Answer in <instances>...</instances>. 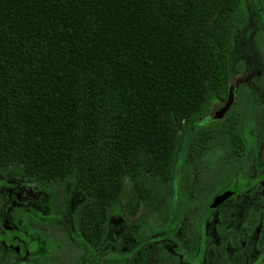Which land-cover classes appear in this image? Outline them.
Masks as SVG:
<instances>
[{
	"label": "trees",
	"instance_id": "obj_1",
	"mask_svg": "<svg viewBox=\"0 0 264 264\" xmlns=\"http://www.w3.org/2000/svg\"><path fill=\"white\" fill-rule=\"evenodd\" d=\"M234 9L0 0V169L73 185L93 225L114 207L159 210L181 144L198 160L230 137L200 121L228 87Z\"/></svg>",
	"mask_w": 264,
	"mask_h": 264
},
{
	"label": "flooded vegetation",
	"instance_id": "obj_2",
	"mask_svg": "<svg viewBox=\"0 0 264 264\" xmlns=\"http://www.w3.org/2000/svg\"><path fill=\"white\" fill-rule=\"evenodd\" d=\"M232 1L228 87L203 117L230 92L212 122L230 137L201 159L186 153L160 209L132 225L113 209L88 223L80 192L44 203L39 184L0 169V264H264V0Z\"/></svg>",
	"mask_w": 264,
	"mask_h": 264
},
{
	"label": "rangeland",
	"instance_id": "obj_3",
	"mask_svg": "<svg viewBox=\"0 0 264 264\" xmlns=\"http://www.w3.org/2000/svg\"><path fill=\"white\" fill-rule=\"evenodd\" d=\"M184 134V133H183ZM183 139H186V135H183ZM186 155V148H185V143L183 142L179 148V152H178V157H179V163H180V167L182 168V166L184 165V158ZM212 161H208V165L211 166ZM208 166V167H210ZM70 189L73 191H75L76 194L79 193V191L75 188L73 189V185H70ZM40 200L43 201L44 203L48 202H52V201H56V199L59 196L58 191H60L63 195H67L69 189L67 188V186H65L63 189H59V188H55L54 185L52 187H45L40 185ZM152 216H154L153 210L152 208H139L134 214H131L129 212H126V210L124 209V206L122 207H114L113 211H112V215L111 217L115 220H119L120 218H125L130 225H132L134 222H137L138 220H142L143 222L149 218H151Z\"/></svg>",
	"mask_w": 264,
	"mask_h": 264
},
{
	"label": "water",
	"instance_id": "obj_4",
	"mask_svg": "<svg viewBox=\"0 0 264 264\" xmlns=\"http://www.w3.org/2000/svg\"><path fill=\"white\" fill-rule=\"evenodd\" d=\"M231 101H232V96H231V93L229 92L228 99H227V102L224 105V107L217 110L213 115L206 117L203 120H201L200 124L207 125V124H211L215 120L221 119L223 117V115L227 112V110L229 109V107L231 105Z\"/></svg>",
	"mask_w": 264,
	"mask_h": 264
}]
</instances>
